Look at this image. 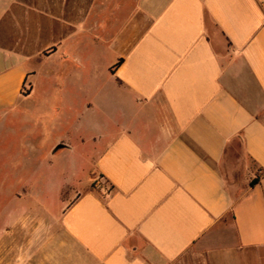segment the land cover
Returning a JSON list of instances; mask_svg holds the SVG:
<instances>
[{"label":"crops","instance_id":"1","mask_svg":"<svg viewBox=\"0 0 264 264\" xmlns=\"http://www.w3.org/2000/svg\"><path fill=\"white\" fill-rule=\"evenodd\" d=\"M53 58L107 66L110 115L69 133L104 183L28 264H264V0H0V130Z\"/></svg>","mask_w":264,"mask_h":264},{"label":"rangeland","instance_id":"2","mask_svg":"<svg viewBox=\"0 0 264 264\" xmlns=\"http://www.w3.org/2000/svg\"><path fill=\"white\" fill-rule=\"evenodd\" d=\"M34 67L39 73L36 91L21 102L34 116L25 126L9 124L0 130V264H12L15 255L28 264L30 241L50 244L59 238V219L74 195L104 183L93 171L98 148L69 133L78 113L95 108L94 101L101 109L87 119L110 115L107 66H77L53 58ZM25 87L29 90V81ZM67 136L70 149L50 157V148Z\"/></svg>","mask_w":264,"mask_h":264},{"label":"trees","instance_id":"3","mask_svg":"<svg viewBox=\"0 0 264 264\" xmlns=\"http://www.w3.org/2000/svg\"><path fill=\"white\" fill-rule=\"evenodd\" d=\"M28 94H29V90H27L26 87H25V85H24V87H23V89H22V95L27 96ZM100 178H101V177H100ZM257 182H258V180H257V179H254V180L250 183V185L253 186V185H255ZM91 189H93V185H92ZM109 190H110V186H109Z\"/></svg>","mask_w":264,"mask_h":264}]
</instances>
